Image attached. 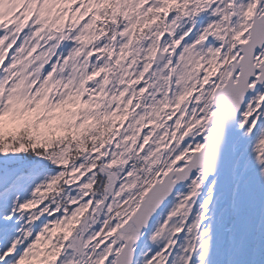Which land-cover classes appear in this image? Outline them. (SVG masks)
<instances>
[{"label": "snow or ice", "instance_id": "6c2138e0", "mask_svg": "<svg viewBox=\"0 0 264 264\" xmlns=\"http://www.w3.org/2000/svg\"><path fill=\"white\" fill-rule=\"evenodd\" d=\"M0 264H264V0H0Z\"/></svg>", "mask_w": 264, "mask_h": 264}]
</instances>
